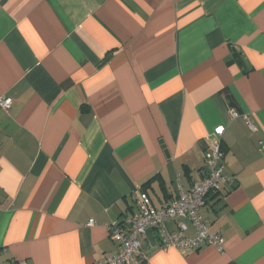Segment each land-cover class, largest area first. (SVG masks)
<instances>
[{
    "label": "crops",
    "instance_id": "crops-1",
    "mask_svg": "<svg viewBox=\"0 0 264 264\" xmlns=\"http://www.w3.org/2000/svg\"><path fill=\"white\" fill-rule=\"evenodd\" d=\"M0 94L3 261L116 253L107 226L201 180L224 126L235 180L201 209L224 252L149 230L143 264H264V0H0Z\"/></svg>",
    "mask_w": 264,
    "mask_h": 264
},
{
    "label": "built area",
    "instance_id": "built-area-1",
    "mask_svg": "<svg viewBox=\"0 0 264 264\" xmlns=\"http://www.w3.org/2000/svg\"><path fill=\"white\" fill-rule=\"evenodd\" d=\"M13 104V98L0 94V109L8 110ZM231 118L241 115L234 109L229 111ZM242 117L248 120V115ZM255 130V125L249 123ZM225 131L224 126H218L213 136L218 137L212 150L206 154V166L201 170V180L195 181L190 188L185 186L181 176L177 177L178 196L157 208L150 195L142 193L139 199L137 212L123 219L112 221L108 226L110 237L116 242L118 250L108 254L95 264H143L148 255L143 249V239L149 230L158 234L162 249L176 248L182 251L197 250L205 245H211L219 252H224L223 239L218 232L210 230V222L201 215V209L206 205L211 194L219 192L222 186L233 185L235 177L225 170L223 163L224 152L220 137ZM169 218L176 220L177 229L172 231L166 221ZM189 220L195 227L196 233L186 237L185 220ZM89 226L95 225V220L90 219ZM1 255V250H0ZM0 264H14L3 261Z\"/></svg>",
    "mask_w": 264,
    "mask_h": 264
},
{
    "label": "trees",
    "instance_id": "trees-1",
    "mask_svg": "<svg viewBox=\"0 0 264 264\" xmlns=\"http://www.w3.org/2000/svg\"><path fill=\"white\" fill-rule=\"evenodd\" d=\"M236 54H238V53H236ZM238 61H240L239 59H237ZM222 149H223V147H222Z\"/></svg>",
    "mask_w": 264,
    "mask_h": 264
}]
</instances>
